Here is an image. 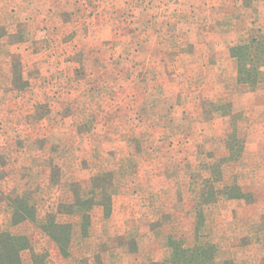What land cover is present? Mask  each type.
Returning <instances> with one entry per match:
<instances>
[{"label":"rangeland","instance_id":"1","mask_svg":"<svg viewBox=\"0 0 264 264\" xmlns=\"http://www.w3.org/2000/svg\"><path fill=\"white\" fill-rule=\"evenodd\" d=\"M117 9L131 22L143 14ZM223 10L226 40L211 41L226 48L211 57L222 73L189 65L152 73V88L118 68L86 91L85 73L71 80L42 41L0 55V232L23 239L22 264L160 263L172 242L211 244L217 263L264 258V55L257 76L248 61L240 75L241 12ZM55 225L69 227L62 248Z\"/></svg>","mask_w":264,"mask_h":264},{"label":"crops","instance_id":"2","mask_svg":"<svg viewBox=\"0 0 264 264\" xmlns=\"http://www.w3.org/2000/svg\"><path fill=\"white\" fill-rule=\"evenodd\" d=\"M132 6L143 11L134 22L118 15L117 8L128 9V13ZM149 8L156 13L155 18L149 15ZM223 8L241 12L231 17L243 25L238 28L241 36L236 38L246 40L236 46L264 39V0H0V55H19L22 43L34 53L37 44L33 42L42 41L41 56L63 55L64 70L69 71L71 80L76 71L85 73L82 80H76L86 91L102 88L107 82L105 74L118 68L128 73L127 85L152 88L156 80L152 73L186 72L189 65L198 64L195 71L222 73L225 66H213L211 57L218 52L227 57L226 48L213 51L211 41L226 40L228 15ZM244 13H250L249 17ZM8 20L12 23L6 24ZM4 44L11 46V51H4ZM132 56H137V61L128 63L125 58ZM49 61L50 70L54 63ZM112 248L103 250L110 252ZM127 249L130 252V247ZM258 264H264V258Z\"/></svg>","mask_w":264,"mask_h":264},{"label":"trees","instance_id":"3","mask_svg":"<svg viewBox=\"0 0 264 264\" xmlns=\"http://www.w3.org/2000/svg\"><path fill=\"white\" fill-rule=\"evenodd\" d=\"M264 55V42L263 40H254L250 44L237 47L233 53V57L241 62L242 66L238 64V71L242 74V68L245 69V62L248 61L252 65L251 72L258 75V63L255 59L257 56ZM249 72V73H251ZM240 83H244V78L239 77ZM255 80V79H253ZM258 79L256 77V82ZM55 232L51 233L53 239L62 248L64 243L63 234H65L69 227L66 225H55ZM172 254L162 262H153L150 264H233L229 259H224L217 263L216 250L211 244H199L192 248L185 249L180 243L172 242ZM25 243L22 238L14 237L0 232V264H22L19 253L24 249ZM34 264H45L43 259L39 256H34Z\"/></svg>","mask_w":264,"mask_h":264}]
</instances>
